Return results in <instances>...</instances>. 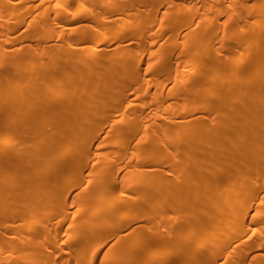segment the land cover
I'll list each match as a JSON object with an SVG mask.
<instances>
[{
	"label": "bare ground",
	"instance_id": "bare-ground-1",
	"mask_svg": "<svg viewBox=\"0 0 264 264\" xmlns=\"http://www.w3.org/2000/svg\"><path fill=\"white\" fill-rule=\"evenodd\" d=\"M0 264H264V0H0Z\"/></svg>",
	"mask_w": 264,
	"mask_h": 264
},
{
	"label": "snow or ice",
	"instance_id": "snow-or-ice-1",
	"mask_svg": "<svg viewBox=\"0 0 264 264\" xmlns=\"http://www.w3.org/2000/svg\"><path fill=\"white\" fill-rule=\"evenodd\" d=\"M57 7H59V5H57Z\"/></svg>",
	"mask_w": 264,
	"mask_h": 264
}]
</instances>
